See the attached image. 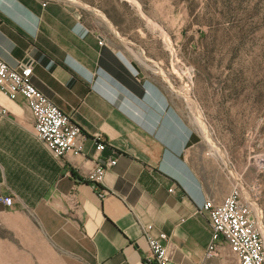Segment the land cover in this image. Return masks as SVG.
<instances>
[{"label": "crops", "instance_id": "1", "mask_svg": "<svg viewBox=\"0 0 264 264\" xmlns=\"http://www.w3.org/2000/svg\"><path fill=\"white\" fill-rule=\"evenodd\" d=\"M43 2L0 0V58L31 64L33 85L87 137L81 154L55 157L35 137L25 100L0 92V198L13 199H0V264H147L146 224L166 233L168 264H237L223 243L204 257L211 229L198 210L229 189L212 192L192 126L138 69L140 46L128 39L138 31L119 7L128 1L100 0L86 19ZM97 134L106 145L98 159L116 164L92 183Z\"/></svg>", "mask_w": 264, "mask_h": 264}, {"label": "rangeland", "instance_id": "2", "mask_svg": "<svg viewBox=\"0 0 264 264\" xmlns=\"http://www.w3.org/2000/svg\"><path fill=\"white\" fill-rule=\"evenodd\" d=\"M43 1L86 19L100 0ZM127 1L119 7L138 31L128 34L140 46L138 69L164 85L192 126L212 192L238 186L264 241V0Z\"/></svg>", "mask_w": 264, "mask_h": 264}, {"label": "built area", "instance_id": "3", "mask_svg": "<svg viewBox=\"0 0 264 264\" xmlns=\"http://www.w3.org/2000/svg\"><path fill=\"white\" fill-rule=\"evenodd\" d=\"M102 42L103 39L99 38L98 43ZM31 77V64L12 68L0 58V92L10 100L17 96L25 100L33 117L35 137L55 157H61L68 152L81 154L87 137L85 132L33 85ZM94 139L96 163L88 173L87 181L101 183L106 170L116 164V158L99 160L98 157L106 145L101 135H95ZM0 199L7 206L13 201L12 196ZM198 212L208 216L211 229L205 258L215 255L217 245L223 243L235 256L237 264H264V241L258 220L252 215L250 204L243 198L238 186L230 187L228 194L219 202L206 199ZM141 235L147 241L150 253L146 263L168 264L170 254L166 233L158 232L153 235L152 225L146 224L141 229Z\"/></svg>", "mask_w": 264, "mask_h": 264}, {"label": "bare ground", "instance_id": "4", "mask_svg": "<svg viewBox=\"0 0 264 264\" xmlns=\"http://www.w3.org/2000/svg\"><path fill=\"white\" fill-rule=\"evenodd\" d=\"M146 66L149 67V65H147V64H146ZM149 68H152V67H149ZM206 131L207 130L205 129L204 126L201 127V132L205 135L206 139L210 141V145H211V148H212L213 153H215V155L219 156L222 159V154L217 150V147L215 146V144L212 143L211 139L207 136V134H206L207 132Z\"/></svg>", "mask_w": 264, "mask_h": 264}]
</instances>
